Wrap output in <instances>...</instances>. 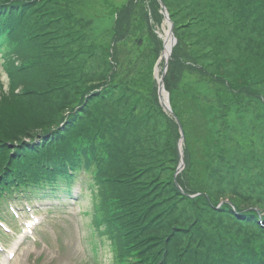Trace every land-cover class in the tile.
<instances>
[{
  "label": "rangeland",
  "instance_id": "1",
  "mask_svg": "<svg viewBox=\"0 0 264 264\" xmlns=\"http://www.w3.org/2000/svg\"><path fill=\"white\" fill-rule=\"evenodd\" d=\"M11 1L28 8V23L40 30L52 54L47 83L36 72L24 76L25 85L47 84L55 115L66 111L67 117L83 100L105 117L110 112L125 133L130 196L149 209L148 219L163 224L160 235L176 234L183 243L248 242L256 228L232 216L229 207L245 218H264L263 0ZM164 14L175 38L165 91L170 100L196 98L207 131L196 149L183 141L184 168L178 173L180 138L159 103L155 79V68L163 69L158 60ZM0 78L1 98L8 92L1 72ZM193 156L205 158L201 172ZM91 203L92 196L81 210L91 211ZM62 228L45 227L50 241ZM63 244L54 253L55 243L43 250L30 241L14 264H68ZM42 250L56 256V263L38 260Z\"/></svg>",
  "mask_w": 264,
  "mask_h": 264
},
{
  "label": "trees",
  "instance_id": "2",
  "mask_svg": "<svg viewBox=\"0 0 264 264\" xmlns=\"http://www.w3.org/2000/svg\"><path fill=\"white\" fill-rule=\"evenodd\" d=\"M27 16L28 8L18 9L17 7H14L12 10L4 14V23L7 25L6 27L11 29L14 28L13 26H18L19 29L17 32L20 33L21 36H28L30 31V26L28 27V25L30 24L27 21ZM14 17H17L18 20H13ZM31 28L33 33L35 31V34L39 36L38 44H40V47L33 50L35 52V57L42 56L47 59L38 66L39 70L45 73V77L42 82L47 83L46 78L48 76V72L46 66L51 64L52 54L49 51L48 41L44 40L40 30L35 29L33 26H31ZM28 88L35 89L38 92L19 100L21 109L20 112H18V118H13V120L18 121L21 124L16 126L13 130H11V125L6 116L11 112L9 104H3L0 106V151L3 155L10 159L11 163L18 165L20 169L25 170L28 166V160L30 158H41L46 145L50 146L56 140L57 135H62V133L65 134V139L70 140L69 146L72 147L76 144L75 136H77V134L90 137L91 134L95 133L97 136L106 137L111 144H114V146L118 149L116 150L117 155L123 159V167L126 168L128 166L129 158L121 144L123 136L120 133L119 126L115 120L113 118H109V116H111L109 114L110 112H108L107 118L102 114L103 111L101 108L94 106V108H90L87 101L83 100L76 107L77 110L74 112L73 108L72 111L68 113L67 117H65L66 111L63 112L64 114L58 113V115H55L57 106L50 100V89L47 87V84H44V86L41 87V90L47 93L45 96L41 95L37 86H30ZM170 105L173 116L170 115L169 120L177 128L178 126L174 120L176 117L184 133V141L187 142V147L189 146L188 144H190V147L194 145L196 149L198 144L197 141H200L204 137L201 135H205L207 132L205 119L196 98H174L170 100ZM41 112L42 115L37 114ZM60 115L61 117L59 118L58 116ZM57 118H59L58 121ZM42 124L45 126L49 125L47 128H39L35 130L36 127ZM40 129L42 130V133L35 135L40 131ZM193 157L195 163L198 164V172H201L202 166L199 165V163L202 161L204 162L205 158L200 157L198 159L197 156ZM118 162L121 161L119 160ZM130 187L131 182L128 180L126 182V191L129 194L128 199L134 202L130 196ZM145 187L149 188L144 185L143 188ZM149 189L152 190V188ZM145 192L149 195L151 194L149 191ZM142 217L143 219H146V215H142ZM261 232L262 231H259L257 237L261 234ZM257 237L253 235L251 237V235H249V241L245 242V244L247 246L252 245L253 238Z\"/></svg>",
  "mask_w": 264,
  "mask_h": 264
},
{
  "label": "water",
  "instance_id": "3",
  "mask_svg": "<svg viewBox=\"0 0 264 264\" xmlns=\"http://www.w3.org/2000/svg\"><path fill=\"white\" fill-rule=\"evenodd\" d=\"M164 19H165L166 21H169V20L167 19V17H166L165 14H164ZM169 27H170V26H169ZM168 39H169V42L171 43V46H172L173 43H174V38H173V35H172V29H171V28H169ZM163 46H164V48H165V45H164V44H163ZM168 56H169V52H168V55H167V56H164L163 54H162V56H161V58L164 60L165 65H166V62H167ZM161 87H162V77H161V79H160V81H159V92L161 91Z\"/></svg>",
  "mask_w": 264,
  "mask_h": 264
},
{
  "label": "bare ground",
  "instance_id": "4",
  "mask_svg": "<svg viewBox=\"0 0 264 264\" xmlns=\"http://www.w3.org/2000/svg\"><path fill=\"white\" fill-rule=\"evenodd\" d=\"M164 45H165V51H164V55H166L168 53V50H169V41H168V38H164Z\"/></svg>",
  "mask_w": 264,
  "mask_h": 264
}]
</instances>
